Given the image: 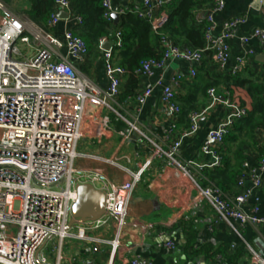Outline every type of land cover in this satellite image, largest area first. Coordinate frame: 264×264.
I'll return each mask as SVG.
<instances>
[{
    "label": "built area",
    "instance_id": "obj_1",
    "mask_svg": "<svg viewBox=\"0 0 264 264\" xmlns=\"http://www.w3.org/2000/svg\"><path fill=\"white\" fill-rule=\"evenodd\" d=\"M171 0H143L142 7L134 6L131 12L145 18L152 31H157L168 20L165 5ZM56 11L51 14L48 26L52 28L61 20L73 18L76 24L81 19L72 13L68 0H55ZM225 0H214L208 15L204 33L203 48L174 44L169 38L161 39L159 57L144 59L134 69L137 77L151 76L155 69H161L168 60H183L199 65L204 50L210 51L218 67L225 66L229 57L227 40L234 36L235 28L243 18L227 20L218 36H211L213 14L224 6ZM103 17L112 20L111 14L124 13L115 10L111 0H102ZM158 11L157 16L153 13ZM64 12L65 18L59 13ZM251 37L257 38L264 53V30L255 29ZM119 43L120 33L114 34ZM246 41L247 38L241 39ZM63 49L64 52L59 50ZM89 49L85 41L73 30L67 29L58 39L51 32L29 19L23 12H9L4 0H0V264H44L38 258V249L50 237L63 240L75 237L95 244L110 246L111 253L120 245V230L124 224L128 206L135 186L141 179L143 170L151 159L165 158L170 166H177L180 174L196 184L189 164H181L174 157L180 139L188 137L198 129L199 118L213 105L224 104L229 113L207 134L203 152L210 155L214 166L221 159L217 149L234 121L246 114L241 107L224 92L222 100L214 87L207 89L208 104L205 108L191 111L188 115L189 127L166 149L151 143L152 156L137 171L126 170L128 179L120 185H112L106 191V214L91 222V227H104L113 218L114 236H89L83 228L71 233L68 227L71 205L76 199L73 175L74 161L80 155L76 144L83 129L90 128L101 133L110 128L109 115L97 118L88 114L87 104L112 107L117 104L123 76L126 69L117 64L111 47L103 51V63L107 76L105 89L99 88L77 67L85 62ZM240 64V63H239ZM239 68V67H238ZM191 77L196 69L191 68ZM179 75L168 85L161 86V101L172 113H178L175 91L180 85ZM151 89L137 91L131 96L136 105H141L150 96ZM122 136L128 137L125 132ZM146 140V139H145ZM151 142V141H150ZM243 167L248 168L247 163ZM193 168L201 169L195 164ZM264 172V155L260 157L256 169L242 173L236 181L233 200H225L214 185L198 186L200 201H206L215 210L218 220L228 224L237 221L256 223L264 221L256 217L257 208L245 214L240 208L259 186V173ZM249 177L252 189L245 188L244 179ZM169 247L173 246L169 244ZM253 252V251H252ZM258 264H264V251L253 252ZM128 264H147L142 258H132Z\"/></svg>",
    "mask_w": 264,
    "mask_h": 264
},
{
    "label": "crops",
    "instance_id": "obj_2",
    "mask_svg": "<svg viewBox=\"0 0 264 264\" xmlns=\"http://www.w3.org/2000/svg\"><path fill=\"white\" fill-rule=\"evenodd\" d=\"M11 1L20 12L27 15L29 0ZM142 3L143 0H111L115 10L130 12L134 6L142 7ZM213 3L214 0H198L193 10L191 25L197 26L201 21L208 23L207 17ZM166 9L168 10L167 7ZM157 15L158 11H155L153 16ZM233 18H243L244 21L235 28L234 36L227 40L229 57L224 67H218L210 52L203 54L199 65L171 59L161 69H155L151 76L138 77L137 91L151 89L150 96L141 105L137 106L131 96L123 101L117 100L116 105L112 103V107L117 111L115 114L107 107L87 104L88 114L91 113L97 118L109 115L110 128L101 133L86 127L83 129L76 144V151L80 155L74 161L73 182H90L105 191L112 185H120L129 177L126 170L137 171L151 158L152 142L166 149L173 141L179 140L181 132L189 127V113L205 108L208 104L205 85L217 82V86L211 87L215 88L217 96L222 100L225 92V86L222 84L228 76L237 72L239 75L241 72L242 77H249V72H243L245 68L255 73V76L264 75V53L258 39L251 37L255 29L264 30V0H225L224 6L213 14L214 23L210 35H220L223 23ZM77 25L73 18L63 19L53 26L50 32L62 39L64 30H76ZM115 32L116 28L114 34ZM243 38L247 40L244 42L241 40ZM113 40L101 39L96 48L89 49L85 62L77 65L84 75L102 89L108 84L102 45L108 42L111 47ZM59 51L64 52L63 49ZM191 68L196 69L194 77L190 75ZM177 75L181 80L175 91V103L179 107V112L175 114L162 103V88L156 84L160 82L162 85H168ZM233 89L236 95L234 97L241 98L248 107L250 102L244 88ZM229 111L224 104L216 103L199 118L197 131L180 139L174 158L181 164H189L198 186L203 184L202 178L208 182L206 185H216L200 173L217 167L213 165V158L203 152V147L208 132L216 127ZM111 116L115 117L114 121ZM120 132H125L128 137L122 136ZM233 134L236 135L235 138L223 142L217 152L220 159L225 155L240 171L238 179L242 173L256 169L260 157L264 155V124L254 129L252 137L244 131L234 130ZM237 154H241V160L236 162L235 157H239ZM243 163H247L248 168L243 167ZM195 164L201 165L202 168H193ZM258 175L261 183L253 189L249 177H245L243 186L251 188L252 192L240 210L250 214L256 207V217L264 220V172ZM196 184L184 178L177 166L168 165L165 158L151 159L134 188L120 230V245L113 254L108 245L95 244L75 237L63 240L50 237L38 249V258L44 264H128L130 259L136 257L146 260L147 264H258L252 253L264 251V221L241 224L233 220L228 224L218 220L211 205L200 201ZM235 185L226 190L216 186L225 200L232 201L238 191ZM181 220H187V224L196 231L193 246L186 250V233L174 227ZM90 225L91 222L74 224L69 230L75 233L79 228H83L89 236H114L115 221L112 217L104 227L94 228ZM169 244L173 247L170 248ZM207 245H210L212 250L205 253L202 250ZM241 245L244 246V252L238 253ZM219 249L220 253H215V250Z\"/></svg>",
    "mask_w": 264,
    "mask_h": 264
},
{
    "label": "trees",
    "instance_id": "obj_3",
    "mask_svg": "<svg viewBox=\"0 0 264 264\" xmlns=\"http://www.w3.org/2000/svg\"><path fill=\"white\" fill-rule=\"evenodd\" d=\"M54 1L29 0V8L26 10L27 16L35 24L50 31L48 20L51 14L56 11ZM68 2L72 13L81 19L77 29L73 31L85 41L88 49L96 48L101 39H114L113 45H111L113 56L117 59V64L127 71L122 79L120 92L117 96L118 101H123L125 98L136 94L138 77L133 74V71L144 59L159 57L158 51L163 37L169 38L177 45L186 44L193 48H203L204 46V33L208 24L207 21H201L197 26L191 25L193 10L198 4V0H171L165 5V8H168V10L166 9L168 20L156 32L152 31L150 23L145 18L130 11L119 14L117 24L113 26L112 20H107L103 17L102 0H68ZM114 28H116V32L120 33L119 43L115 41L114 36L112 37ZM205 52L210 51L204 50L203 53ZM246 71L249 72V77H242L241 72L239 75L237 72L228 76L222 84L225 86V91L229 92L230 98L235 100L241 107L246 108L247 103L239 97H234L236 95H234L235 90L233 87H243L250 102L246 109V114L234 121L224 138V143L235 138L234 130H237V132L244 131L246 135L252 137L254 129L264 124V75L257 74L255 76V73L249 71L248 68L243 70V72ZM212 85L217 86L218 84L217 82L208 83L205 85L204 90H207ZM114 118L111 116V120L114 121ZM237 155L239 157H235L236 162L241 160V154ZM230 162L231 160L223 155L219 166L208 172L200 173L203 176H207L220 188L226 190L231 185H235L237 175L240 173ZM202 183L200 185L205 186L208 182L202 178ZM188 224L187 220H181L174 226L187 235L185 250L193 246L196 238V231ZM210 250H212L211 246L207 245L202 251L207 253ZM218 252L220 253V249L215 250V253ZM237 252H244V246L241 245Z\"/></svg>",
    "mask_w": 264,
    "mask_h": 264
},
{
    "label": "water",
    "instance_id": "obj_4",
    "mask_svg": "<svg viewBox=\"0 0 264 264\" xmlns=\"http://www.w3.org/2000/svg\"><path fill=\"white\" fill-rule=\"evenodd\" d=\"M64 12L59 13L60 18H65ZM113 24L117 23L118 15L111 14ZM104 50L110 48L108 42L102 45ZM74 189L76 191V199L71 205L70 219L68 227L74 224H83L86 222H94L105 215V199L106 191L96 188L90 182H74Z\"/></svg>",
    "mask_w": 264,
    "mask_h": 264
},
{
    "label": "rangeland",
    "instance_id": "obj_5",
    "mask_svg": "<svg viewBox=\"0 0 264 264\" xmlns=\"http://www.w3.org/2000/svg\"><path fill=\"white\" fill-rule=\"evenodd\" d=\"M5 6L8 8L9 12L19 13L20 11L14 6L11 0H4Z\"/></svg>",
    "mask_w": 264,
    "mask_h": 264
}]
</instances>
